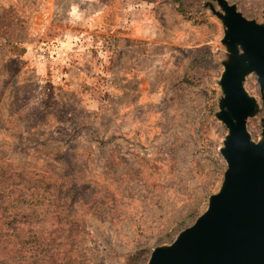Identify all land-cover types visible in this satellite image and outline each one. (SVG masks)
Here are the masks:
<instances>
[{
    "label": "rangeland",
    "instance_id": "obj_1",
    "mask_svg": "<svg viewBox=\"0 0 264 264\" xmlns=\"http://www.w3.org/2000/svg\"><path fill=\"white\" fill-rule=\"evenodd\" d=\"M264 22V0H227ZM217 0H0V172L62 178L63 216L0 233V264H148L224 182ZM244 88L258 109V75ZM45 222V223H43Z\"/></svg>",
    "mask_w": 264,
    "mask_h": 264
},
{
    "label": "water",
    "instance_id": "obj_2",
    "mask_svg": "<svg viewBox=\"0 0 264 264\" xmlns=\"http://www.w3.org/2000/svg\"><path fill=\"white\" fill-rule=\"evenodd\" d=\"M217 1L232 53L220 81V118L229 127L222 148L224 182L196 222L170 245L156 247L148 264H264V118L263 138L254 141L247 119L258 103L244 88L246 75L255 72L264 102V22L246 18L227 0Z\"/></svg>",
    "mask_w": 264,
    "mask_h": 264
},
{
    "label": "trees",
    "instance_id": "obj_3",
    "mask_svg": "<svg viewBox=\"0 0 264 264\" xmlns=\"http://www.w3.org/2000/svg\"><path fill=\"white\" fill-rule=\"evenodd\" d=\"M64 184L46 171L0 172V233H14L22 222L63 216L67 210Z\"/></svg>",
    "mask_w": 264,
    "mask_h": 264
},
{
    "label": "bare ground",
    "instance_id": "obj_4",
    "mask_svg": "<svg viewBox=\"0 0 264 264\" xmlns=\"http://www.w3.org/2000/svg\"><path fill=\"white\" fill-rule=\"evenodd\" d=\"M248 75V74H247ZM247 75H246V77H247ZM245 80H246V78H245ZM252 136V135H251Z\"/></svg>",
    "mask_w": 264,
    "mask_h": 264
}]
</instances>
